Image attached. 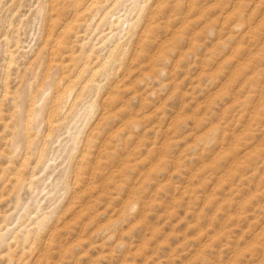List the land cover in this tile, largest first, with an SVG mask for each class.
<instances>
[{
    "label": "rangeland",
    "instance_id": "1",
    "mask_svg": "<svg viewBox=\"0 0 264 264\" xmlns=\"http://www.w3.org/2000/svg\"><path fill=\"white\" fill-rule=\"evenodd\" d=\"M0 264H264V0H0Z\"/></svg>",
    "mask_w": 264,
    "mask_h": 264
},
{
    "label": "bare ground",
    "instance_id": "2",
    "mask_svg": "<svg viewBox=\"0 0 264 264\" xmlns=\"http://www.w3.org/2000/svg\"><path fill=\"white\" fill-rule=\"evenodd\" d=\"M92 2V1H91ZM87 8V7H86Z\"/></svg>",
    "mask_w": 264,
    "mask_h": 264
}]
</instances>
